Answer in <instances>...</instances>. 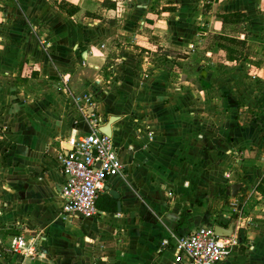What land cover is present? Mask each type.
I'll return each mask as SVG.
<instances>
[{
  "label": "crops",
  "instance_id": "0c3cea01",
  "mask_svg": "<svg viewBox=\"0 0 264 264\" xmlns=\"http://www.w3.org/2000/svg\"><path fill=\"white\" fill-rule=\"evenodd\" d=\"M62 1L0 0V72L13 75L0 80V264H173V234L233 221L240 243L220 264H264V0H64L79 7L72 15ZM102 8L117 14L104 21ZM234 12L249 16L240 60L213 44L236 27L221 18ZM137 30L171 50L172 68L153 60L155 47L125 52L119 88L98 106L119 116L111 137L125 172L99 215L66 217L60 155L90 125L73 93L45 78L75 73L80 54L105 59L107 41ZM189 43L197 51L182 56ZM254 185L259 201L230 203ZM20 233L33 256L10 250Z\"/></svg>",
  "mask_w": 264,
  "mask_h": 264
},
{
  "label": "built area",
  "instance_id": "2783aa9c",
  "mask_svg": "<svg viewBox=\"0 0 264 264\" xmlns=\"http://www.w3.org/2000/svg\"><path fill=\"white\" fill-rule=\"evenodd\" d=\"M103 120L89 117L90 131L70 137L60 155L66 177L60 188V199L66 217L89 219L99 215L98 200L110 178L125 172L120 149L111 136L100 130L105 124ZM239 243L238 232L231 236L218 235L211 225L186 234H173L165 245L175 250L173 264H220ZM10 250L24 255L35 254L33 245L24 235L13 238Z\"/></svg>",
  "mask_w": 264,
  "mask_h": 264
},
{
  "label": "rangeland",
  "instance_id": "374dc122",
  "mask_svg": "<svg viewBox=\"0 0 264 264\" xmlns=\"http://www.w3.org/2000/svg\"><path fill=\"white\" fill-rule=\"evenodd\" d=\"M102 14L99 16H102V19L104 21L105 20L108 21L107 19L113 18V16H115L117 13L111 14L108 12V10H105L104 8H102ZM82 21L84 25H86L87 28L90 26H94V24L96 25L95 21H92L87 18L83 19ZM234 25L236 27L231 26V25L228 26L223 31L225 34L223 33V34L218 35V37L216 36L215 39L213 38V44L217 46H219V44L228 45L230 48L233 49V52H229L232 55V57H234L236 60H240V59L245 58L246 54H248L246 51H244V47L247 43L245 36L248 32V29L246 27L243 28L241 26L242 24H234ZM199 26L204 27L205 25L200 24ZM99 27H102V25H100ZM130 31L132 32L131 29ZM133 32H135V34L127 37L126 39L117 38L116 40H112L111 45L107 41L106 42L107 46L109 45L111 48H114V49L113 51L111 50L110 55L106 57L105 59H103V56L105 55L104 53L100 54L99 52H96V51H95L96 53L95 59L91 61L89 58L84 60L85 57H83L80 54L79 55L80 68H77L79 66L75 62L74 65L76 66V70H77L75 73L73 72L70 73L69 71L67 72L57 71L51 74L49 77H46L45 79L48 78L50 80L49 84L52 89H56L59 91V88H62V89L64 88L65 90L71 91L73 93V99L71 98L72 102L75 103V106L81 113L80 115H82V117L88 120L89 117L95 116V117L104 119L103 121H105L106 123L109 117L105 119L101 115V113L98 112L99 102L104 101L101 95L104 91L107 92V91L114 90V88L115 89L119 88V87L117 88L116 86L119 85V81H120L119 78L122 76L123 66L126 63V59L124 56L127 50H129V53H132V52L144 53L145 50L142 49V48H145L143 47L144 44L150 48L155 47L154 57L155 56L156 57L155 58L153 57V60L155 59L158 62L164 64L166 67L172 68V64L168 63L169 61L164 58L166 54L171 53L170 52L171 50H165V45H161L160 39H150L149 34L146 33V31L142 32V30H137ZM223 35L236 37L238 38V41L229 42L228 40L223 39ZM262 37H264V34L262 35ZM102 42L103 40L100 39L101 44ZM197 46L198 44H196L195 47L193 48V46H191V44L189 43V46L185 47L186 48L185 51L183 50V52L181 53L182 56L183 55L190 56L189 54H192V53L194 54V52L197 51V48H196ZM44 48L46 51L49 50L48 45L47 46L45 45ZM85 50H88V48H86ZM199 56L202 57L203 55L200 54ZM77 58H78V55H77ZM73 60H74V57L71 58L72 64L74 62ZM77 63H78V59H77ZM91 70L96 71L98 74H96L95 72H92ZM178 70H180L181 72L180 67ZM27 73L31 74V72L29 71H27ZM113 74H114V77L111 78ZM11 76L13 75L5 73V72H0V80L2 79L6 81L5 80L6 77H11ZM258 107H263V106L259 105ZM250 110H251L250 107L245 109L244 111L245 116H250ZM255 187L256 185H254L250 189H244V190L238 189L233 198H230L232 194L229 196V199H231L230 203L234 205L240 204L245 200V198L247 200L245 202H248V201L251 202L252 197H253L252 199L253 201L258 200L257 199L258 195L256 196L255 194ZM253 194H255L256 197ZM59 204H62V202L60 201ZM246 212L248 213V211ZM62 214L65 215L64 213ZM17 235H23V234L20 233V234H16V236Z\"/></svg>",
  "mask_w": 264,
  "mask_h": 264
},
{
  "label": "trees",
  "instance_id": "16d2710c",
  "mask_svg": "<svg viewBox=\"0 0 264 264\" xmlns=\"http://www.w3.org/2000/svg\"><path fill=\"white\" fill-rule=\"evenodd\" d=\"M59 7H61L62 9H65L68 12V14H71V15L76 13L79 10L78 6L72 5L64 0L59 4ZM221 18L224 23H231V24H244L249 21V16L243 12L222 14ZM223 39L228 40L229 42L238 41V38L226 36V35H223ZM219 45L223 47L224 49L228 50L229 52H233V49L230 48L228 45L226 44H219Z\"/></svg>",
  "mask_w": 264,
  "mask_h": 264
},
{
  "label": "water",
  "instance_id": "95a60500",
  "mask_svg": "<svg viewBox=\"0 0 264 264\" xmlns=\"http://www.w3.org/2000/svg\"><path fill=\"white\" fill-rule=\"evenodd\" d=\"M203 74L205 75L206 72H204ZM118 119L119 116L116 115L109 116L108 121L102 126H100V130L106 133L107 135L112 136V124ZM110 192L115 198L120 199V194L116 190L111 189ZM235 225H236L235 221H233L228 227L221 224H217L215 225V230L218 235L231 236L234 233Z\"/></svg>",
  "mask_w": 264,
  "mask_h": 264
}]
</instances>
